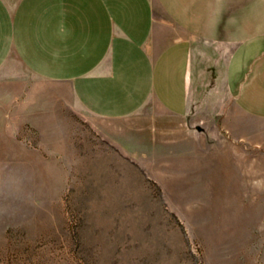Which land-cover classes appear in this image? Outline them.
Returning <instances> with one entry per match:
<instances>
[{
  "label": "rangeland",
  "instance_id": "1",
  "mask_svg": "<svg viewBox=\"0 0 264 264\" xmlns=\"http://www.w3.org/2000/svg\"><path fill=\"white\" fill-rule=\"evenodd\" d=\"M220 98L0 143V264H264V119Z\"/></svg>",
  "mask_w": 264,
  "mask_h": 264
},
{
  "label": "crops",
  "instance_id": "2",
  "mask_svg": "<svg viewBox=\"0 0 264 264\" xmlns=\"http://www.w3.org/2000/svg\"><path fill=\"white\" fill-rule=\"evenodd\" d=\"M222 91L264 119V0H0V143L56 140L75 104L195 126Z\"/></svg>",
  "mask_w": 264,
  "mask_h": 264
}]
</instances>
